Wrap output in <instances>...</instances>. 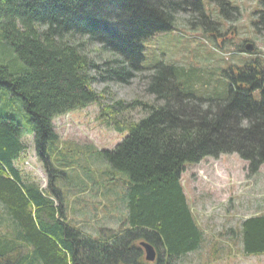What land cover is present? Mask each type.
<instances>
[{
	"label": "trees",
	"instance_id": "obj_1",
	"mask_svg": "<svg viewBox=\"0 0 264 264\" xmlns=\"http://www.w3.org/2000/svg\"><path fill=\"white\" fill-rule=\"evenodd\" d=\"M181 14L192 25L202 17L218 29L203 0H0V102L7 106H0V264H173L204 240L181 180L187 164L236 153L250 174L259 171L264 164L259 57L232 66L226 74L230 91L221 100L184 91L181 66H144V42L174 30ZM91 43L111 58L96 61L86 50ZM146 70L153 103L105 104L106 96L93 87L97 81L128 84ZM15 103L21 113L13 110ZM92 104L101 106L115 130L127 131L113 149L98 151L128 177L126 214L118 227L102 226L96 235L72 225L51 174L59 153L54 120ZM138 108L137 119L124 115ZM26 135L48 171L46 188L15 164ZM239 234L246 255L264 254V213L242 220ZM142 242L155 247V262L145 259Z\"/></svg>",
	"mask_w": 264,
	"mask_h": 264
},
{
	"label": "rangeland",
	"instance_id": "obj_2",
	"mask_svg": "<svg viewBox=\"0 0 264 264\" xmlns=\"http://www.w3.org/2000/svg\"><path fill=\"white\" fill-rule=\"evenodd\" d=\"M203 3L206 14L219 24L218 29L202 17L192 25L181 14L174 30L144 42V66H181L185 71L180 79L184 91L197 98L221 100L230 91L226 74L232 66L242 67L257 57L264 64V0H228V6L209 0ZM247 44L253 46V52L245 50ZM86 50L100 63L111 58L100 50V44L91 43ZM149 73L137 74L128 84L97 81L93 87L106 96L105 104L119 99L153 103L155 97L148 92L144 78ZM254 95L259 98L260 91ZM5 104L1 100L0 106L6 110ZM13 110L22 112L17 103ZM101 112L100 105L92 104L54 120L59 138V153L51 172L56 175L54 184L62 190L72 225L92 235L102 226L118 227L126 214L122 200L128 177L114 170L98 151L113 149L127 131L115 130ZM124 115L135 120L141 114L138 108ZM27 119L24 116L23 121ZM23 143L25 151L16 166L46 188L49 174L35 150L33 137L24 136ZM181 180L204 240L197 251L177 258L173 264H264V254L249 256L243 252L239 234L242 220L264 213V164L250 174L247 162L236 153L208 156L187 164Z\"/></svg>",
	"mask_w": 264,
	"mask_h": 264
},
{
	"label": "water",
	"instance_id": "obj_3",
	"mask_svg": "<svg viewBox=\"0 0 264 264\" xmlns=\"http://www.w3.org/2000/svg\"><path fill=\"white\" fill-rule=\"evenodd\" d=\"M245 49L247 51H253V46L251 44H247L245 46ZM141 245L143 246L145 251V259L148 262H155L157 260V251L155 247L148 242H142Z\"/></svg>",
	"mask_w": 264,
	"mask_h": 264
}]
</instances>
